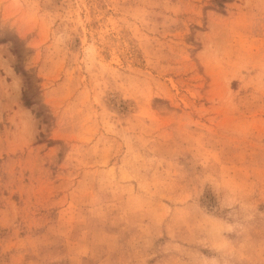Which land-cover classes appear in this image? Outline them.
<instances>
[{
  "label": "rangeland",
  "instance_id": "obj_1",
  "mask_svg": "<svg viewBox=\"0 0 264 264\" xmlns=\"http://www.w3.org/2000/svg\"><path fill=\"white\" fill-rule=\"evenodd\" d=\"M0 264H264V0H0Z\"/></svg>",
  "mask_w": 264,
  "mask_h": 264
},
{
  "label": "trees",
  "instance_id": "obj_2",
  "mask_svg": "<svg viewBox=\"0 0 264 264\" xmlns=\"http://www.w3.org/2000/svg\"><path fill=\"white\" fill-rule=\"evenodd\" d=\"M17 71L23 72V70L20 69V68H17ZM24 103H25L26 105H28V104H29V100L25 98Z\"/></svg>",
  "mask_w": 264,
  "mask_h": 264
}]
</instances>
